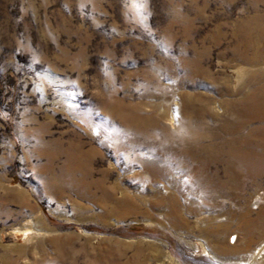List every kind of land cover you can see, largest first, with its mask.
<instances>
[{
  "label": "rangeland",
  "instance_id": "rangeland-1",
  "mask_svg": "<svg viewBox=\"0 0 264 264\" xmlns=\"http://www.w3.org/2000/svg\"><path fill=\"white\" fill-rule=\"evenodd\" d=\"M261 21L264 0H0V264H264V175L225 163Z\"/></svg>",
  "mask_w": 264,
  "mask_h": 264
},
{
  "label": "bare ground",
  "instance_id": "bare-ground-1",
  "mask_svg": "<svg viewBox=\"0 0 264 264\" xmlns=\"http://www.w3.org/2000/svg\"><path fill=\"white\" fill-rule=\"evenodd\" d=\"M246 31L248 35L237 41L232 59L238 65L239 83L250 88L249 93L237 102L241 107L239 119L229 123L228 128L230 134L238 136L227 146L228 157L225 163L231 173L235 167L242 171L240 174H232L234 183L243 182L240 180L241 175L256 182L264 175V21L258 22L255 27L247 28ZM245 76L248 79L242 83ZM254 122L258 124L251 127ZM205 186H208V181ZM229 227L230 224L226 221L218 226L223 239ZM252 227L250 223L247 225L249 232L254 230ZM27 229L26 232L30 231L27 236L31 231L35 232L32 227ZM258 232L264 233V227L258 229ZM234 238L235 236L232 240ZM261 254H256L253 259H257Z\"/></svg>",
  "mask_w": 264,
  "mask_h": 264
}]
</instances>
